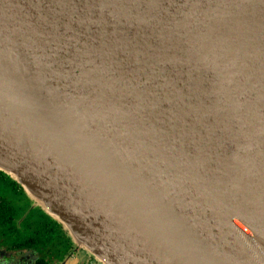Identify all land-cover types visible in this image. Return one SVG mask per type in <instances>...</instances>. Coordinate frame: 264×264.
Returning <instances> with one entry per match:
<instances>
[{
    "label": "water",
    "instance_id": "1",
    "mask_svg": "<svg viewBox=\"0 0 264 264\" xmlns=\"http://www.w3.org/2000/svg\"><path fill=\"white\" fill-rule=\"evenodd\" d=\"M0 170L100 264H264V0H0Z\"/></svg>",
    "mask_w": 264,
    "mask_h": 264
},
{
    "label": "flooded vegetation",
    "instance_id": "2",
    "mask_svg": "<svg viewBox=\"0 0 264 264\" xmlns=\"http://www.w3.org/2000/svg\"><path fill=\"white\" fill-rule=\"evenodd\" d=\"M27 205L31 212H21ZM47 215L0 170V264H98L92 256L80 258L64 226Z\"/></svg>",
    "mask_w": 264,
    "mask_h": 264
},
{
    "label": "rangeland",
    "instance_id": "3",
    "mask_svg": "<svg viewBox=\"0 0 264 264\" xmlns=\"http://www.w3.org/2000/svg\"><path fill=\"white\" fill-rule=\"evenodd\" d=\"M6 192H9L8 193V195H9V197H10V190H9V188H8V190H6ZM14 199H15V197H13ZM37 209H39L38 207H37ZM39 210H41V209H39ZM26 211H30L29 209H28V205H27V207L23 210L22 209V211L21 212H26ZM43 211V210H42ZM31 212V211H30ZM33 214H38V213H34V212H32ZM80 248V247H79ZM80 250V252L78 253V255H79V257L80 258H84V257H86V256H88V257H90L91 255L90 254H88L85 250H83V248H80L79 249Z\"/></svg>",
    "mask_w": 264,
    "mask_h": 264
},
{
    "label": "crops",
    "instance_id": "4",
    "mask_svg": "<svg viewBox=\"0 0 264 264\" xmlns=\"http://www.w3.org/2000/svg\"><path fill=\"white\" fill-rule=\"evenodd\" d=\"M27 196H28V195H27ZM28 197H29V196H28ZM29 199L32 200L30 197H29ZM33 204H34L35 207H38V206L35 204V202H33ZM38 208L41 209L40 207H38ZM41 211H42V209H41ZM42 212H43L44 214L47 215V213H45L44 211H42ZM47 216H48V215H47Z\"/></svg>",
    "mask_w": 264,
    "mask_h": 264
},
{
    "label": "built area",
    "instance_id": "5",
    "mask_svg": "<svg viewBox=\"0 0 264 264\" xmlns=\"http://www.w3.org/2000/svg\"><path fill=\"white\" fill-rule=\"evenodd\" d=\"M96 260V259H95ZM96 262L98 263V264H100L97 260H96Z\"/></svg>",
    "mask_w": 264,
    "mask_h": 264
},
{
    "label": "trees",
    "instance_id": "6",
    "mask_svg": "<svg viewBox=\"0 0 264 264\" xmlns=\"http://www.w3.org/2000/svg\"><path fill=\"white\" fill-rule=\"evenodd\" d=\"M6 174V173H5ZM16 182V181H15ZM71 238V237H70ZM71 240H72V238H71Z\"/></svg>",
    "mask_w": 264,
    "mask_h": 264
}]
</instances>
